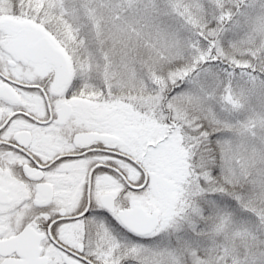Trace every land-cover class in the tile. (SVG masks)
I'll return each instance as SVG.
<instances>
[{
  "label": "snow or ice",
  "instance_id": "obj_1",
  "mask_svg": "<svg viewBox=\"0 0 264 264\" xmlns=\"http://www.w3.org/2000/svg\"><path fill=\"white\" fill-rule=\"evenodd\" d=\"M0 264H264V0H0Z\"/></svg>",
  "mask_w": 264,
  "mask_h": 264
}]
</instances>
